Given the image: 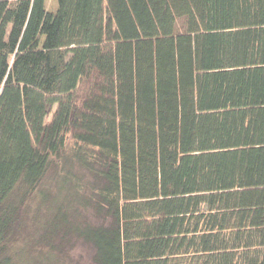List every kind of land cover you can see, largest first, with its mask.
Returning a JSON list of instances; mask_svg holds the SVG:
<instances>
[{"label": "trees", "instance_id": "1", "mask_svg": "<svg viewBox=\"0 0 264 264\" xmlns=\"http://www.w3.org/2000/svg\"><path fill=\"white\" fill-rule=\"evenodd\" d=\"M56 8L0 0V264L58 162L91 264H264V0Z\"/></svg>", "mask_w": 264, "mask_h": 264}, {"label": "rangeland", "instance_id": "2", "mask_svg": "<svg viewBox=\"0 0 264 264\" xmlns=\"http://www.w3.org/2000/svg\"><path fill=\"white\" fill-rule=\"evenodd\" d=\"M56 7L57 0H45L47 11H55ZM70 144L67 137V146ZM68 151L69 148L64 151V155ZM66 169L76 175L79 172L78 166L73 163L53 164L34 192L20 206L9 241L11 250L19 253L18 264H91L92 247L66 230L60 219L58 225H55L57 222L53 219L58 204H54L53 198L59 189L58 180ZM86 179L89 181L90 176ZM42 194H46V201H43ZM79 208V215H74L76 221H95L91 211ZM70 217L73 220L72 215Z\"/></svg>", "mask_w": 264, "mask_h": 264}]
</instances>
